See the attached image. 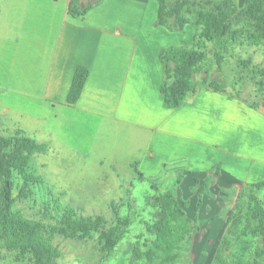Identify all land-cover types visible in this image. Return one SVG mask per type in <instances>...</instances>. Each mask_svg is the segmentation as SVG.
Returning a JSON list of instances; mask_svg holds the SVG:
<instances>
[{"label":"crops","instance_id":"0c3cea01","mask_svg":"<svg viewBox=\"0 0 264 264\" xmlns=\"http://www.w3.org/2000/svg\"><path fill=\"white\" fill-rule=\"evenodd\" d=\"M2 1L0 96L17 98L30 108L15 112L0 97V118L17 116L27 124L23 130L16 123L15 132L35 128L39 134L61 129L65 122L92 123L112 167L126 159L142 179L175 175L174 185L179 180L177 187L185 189V195L176 189L177 197L188 202L190 218L188 210L194 212L203 181L207 187L200 219L221 214L223 206H216L221 195L226 197L223 190L264 180L260 110L203 87L179 108L164 107L160 53L171 46H189L193 32L189 25L183 32L156 26L155 0H103L79 18L68 13L67 0L61 13L54 6L42 12L38 27H29L22 14L7 18L5 11L12 7L6 6L9 0ZM233 1L238 7L247 3ZM80 66L88 69V77L77 102L69 104L68 91ZM34 140L50 150L51 141Z\"/></svg>","mask_w":264,"mask_h":264},{"label":"rangeland","instance_id":"374dc122","mask_svg":"<svg viewBox=\"0 0 264 264\" xmlns=\"http://www.w3.org/2000/svg\"><path fill=\"white\" fill-rule=\"evenodd\" d=\"M97 1L81 0L80 4L86 6L92 3L97 6L103 0ZM219 1L194 0V3L210 9ZM0 3L2 5L3 1L0 0ZM66 5L67 0H9L6 6H11L12 9L5 11V14L9 18L11 13V18L14 19L22 14L29 27H38L41 22L38 18L42 12L47 13L48 9L54 6L56 12L61 13ZM2 19L1 15L0 20ZM18 22L15 21L16 24ZM188 31L194 33V28L189 25ZM188 41L190 46L192 40ZM207 48L208 59L203 71L208 73L210 80L219 74L218 84L224 89L220 94L230 99H238L247 107L257 105L258 109L249 108L254 111L260 110L264 116V43L254 47L240 39L229 45L227 50L223 51L219 73L216 72L211 44H207ZM0 97L2 103L12 104L15 112L30 109L22 105L23 101L17 98L7 95ZM18 122L20 129H27L25 120L17 116L0 118V136L13 135L16 130L15 124ZM34 131L35 128H29L24 135L36 136L38 138L33 139H40L39 141H51V146L47 153L34 155L27 170L40 178V184L34 190L32 198L16 201V208L25 218L41 223L45 229L54 225L55 220L43 216L42 206L48 202L54 210L51 212L54 216L57 215L56 209L72 207L84 217L102 216L109 223L119 217H129L133 222L126 237L113 253L105 258L101 253L97 235L84 240L52 237L53 245L61 254L57 264H142V261L133 256L134 248L139 244L144 251V245L148 244L146 240L152 239L146 233V226L157 220L158 207L155 206V199L162 192H175L176 176H169L172 173L166 172L162 178L142 179L136 166L132 165L130 168L126 159L112 167L105 161L104 146L96 138L92 123L79 120L74 123L65 122L61 129L51 128L39 134ZM237 180L241 181L240 178ZM176 189L177 193L185 195L184 187ZM223 191L226 197L221 195L222 199L216 207L223 206L224 210L214 218H199L206 224L179 250L176 264H229L235 256L246 261L252 260L254 250L261 245L260 239L247 233L242 221L237 223L230 217V212L236 205L243 207L248 204L249 190L242 187ZM263 194L264 192H259L258 196L262 197ZM16 195L17 191H14L13 196ZM214 205L216 203L212 204L213 207ZM188 213L193 215V209H189ZM238 216L240 217V214ZM224 239L227 241L226 248L222 245ZM1 254L0 264H34L29 255L21 254L19 251L3 249Z\"/></svg>","mask_w":264,"mask_h":264},{"label":"trees","instance_id":"16d2710c","mask_svg":"<svg viewBox=\"0 0 264 264\" xmlns=\"http://www.w3.org/2000/svg\"><path fill=\"white\" fill-rule=\"evenodd\" d=\"M80 1H69L68 13L73 18L83 17L95 7L92 3L82 6ZM155 1L158 4L156 26L171 32H183L187 25L194 28L190 46H171L160 53L164 67L160 93L166 109L179 108L199 87L216 93L224 92L218 84L219 74L210 80L208 73L203 71L208 59L207 44L212 46L216 72L219 73L223 51L229 45L240 39L254 47L264 43V0H247L243 7H238L233 0H220L210 9L194 3V0ZM87 77V68H76L67 103L77 102ZM259 85L263 87L260 82ZM249 107L258 109L257 105ZM47 150V145L26 137L22 131L7 137L0 136V261L1 251L5 249L29 255L34 264H57L61 254L51 241L54 236L84 240L97 235L103 258L108 257L129 233L133 224L131 218L119 217L109 223L102 216H81L72 207L58 208L54 216L51 214L54 210L47 202L42 206L43 216L55 220V224L45 229L41 223L25 218L16 208V201L32 198L40 184V178L27 171L32 157L45 154ZM179 183L176 181L175 187ZM206 187L207 181H203L192 218L186 213L188 202L177 197L176 188L175 192L160 193L155 199L157 220L146 226V233L152 239L146 240L148 244L144 245V251L137 244L133 256L142 264H176L179 250L206 224L198 218ZM243 189L249 190L248 204L243 207L236 205L230 217L237 223L242 221L246 232L259 238L261 245L254 250L251 261L235 256L229 264H264V194L258 196L259 192H264V180ZM14 191H17L15 197ZM222 245L228 247L225 239Z\"/></svg>","mask_w":264,"mask_h":264}]
</instances>
